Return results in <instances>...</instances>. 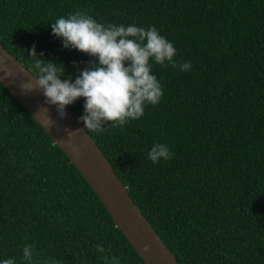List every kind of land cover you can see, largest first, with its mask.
Listing matches in <instances>:
<instances>
[{
  "label": "trees",
  "instance_id": "obj_1",
  "mask_svg": "<svg viewBox=\"0 0 264 264\" xmlns=\"http://www.w3.org/2000/svg\"><path fill=\"white\" fill-rule=\"evenodd\" d=\"M85 11L105 25L155 26L177 64L152 62L162 86L123 127L89 131L179 264H264V0H0V43L30 71V50L75 78L98 64L64 48L51 23ZM41 53L43 54L41 56ZM77 118L84 99L66 106ZM83 123V122H82ZM165 143L172 159L147 157ZM145 264L50 135L0 83V261Z\"/></svg>",
  "mask_w": 264,
  "mask_h": 264
},
{
  "label": "clouds",
  "instance_id": "obj_2",
  "mask_svg": "<svg viewBox=\"0 0 264 264\" xmlns=\"http://www.w3.org/2000/svg\"><path fill=\"white\" fill-rule=\"evenodd\" d=\"M53 36L62 40L64 48L76 49L98 59V64L85 68L75 78L61 79L64 68L52 61L37 56L35 46L30 50L33 79L20 83L22 94L41 91L44 104L56 106L61 118L66 116L65 108L79 98L84 99V114L79 118L89 132L103 134L105 124L112 128L123 127L129 120H138L144 115L147 105L156 106L163 96L162 86L153 74L152 62L161 66L179 67L187 72L192 68L190 61L177 64L174 59L176 48L161 35L155 26L147 29L135 24L114 25L97 22L85 11H76L61 16L51 23ZM43 54L41 53V56ZM6 76L12 71L6 70ZM45 111L47 108L43 107ZM47 123L55 124L50 117ZM67 143L79 132L65 130ZM75 151V148L73 149ZM174 153L165 143H156L148 151L147 157L153 164L172 159ZM97 252L104 254L105 264H121V257L109 256L103 244L95 245ZM148 244L143 245L145 252ZM21 259L33 264L34 245L23 247ZM0 264H16L14 258L4 259ZM43 264H60L54 258Z\"/></svg>",
  "mask_w": 264,
  "mask_h": 264
},
{
  "label": "water",
  "instance_id": "obj_3",
  "mask_svg": "<svg viewBox=\"0 0 264 264\" xmlns=\"http://www.w3.org/2000/svg\"><path fill=\"white\" fill-rule=\"evenodd\" d=\"M13 75L6 76V70ZM33 79L31 71L0 43V83L25 108L50 135L58 146L83 175L92 190L104 204L114 225L123 233L135 252L145 264H179L173 253L142 214L131 198L127 188L113 170L108 159L102 153L82 121L67 107L66 116L61 118L56 106L44 104L45 97L37 90L27 95L22 94L20 83ZM48 111H45L44 108ZM49 117L55 124L47 123ZM75 131L71 146L67 143L65 130ZM75 148V151L73 150ZM150 246L149 251L143 245Z\"/></svg>",
  "mask_w": 264,
  "mask_h": 264
}]
</instances>
